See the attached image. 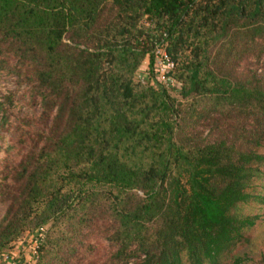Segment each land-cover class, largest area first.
Returning <instances> with one entry per match:
<instances>
[{
  "label": "trees",
  "instance_id": "trees-1",
  "mask_svg": "<svg viewBox=\"0 0 264 264\" xmlns=\"http://www.w3.org/2000/svg\"><path fill=\"white\" fill-rule=\"evenodd\" d=\"M4 75L40 112L0 162V258L264 264V0H0Z\"/></svg>",
  "mask_w": 264,
  "mask_h": 264
},
{
  "label": "rangeland",
  "instance_id": "rangeland-1",
  "mask_svg": "<svg viewBox=\"0 0 264 264\" xmlns=\"http://www.w3.org/2000/svg\"><path fill=\"white\" fill-rule=\"evenodd\" d=\"M137 74H144V70L138 71ZM174 88L175 90L170 89V91L176 94L179 87ZM9 96L12 98L7 100L6 97ZM0 101L6 103V112L4 114L0 112V162H3L4 160L11 161L18 152L19 145L13 144L16 137L14 130L18 120L24 115L36 116L40 112V107L31 103L30 98H28L27 86L19 84L13 76L4 75L0 77ZM255 245V254H258L259 251L264 252V226L256 232ZM23 248L21 246L12 247L13 264L17 263L19 257H24L31 262L34 260L33 251L30 250L31 245L25 243ZM0 264H12V262L0 258Z\"/></svg>",
  "mask_w": 264,
  "mask_h": 264
},
{
  "label": "built area",
  "instance_id": "built-area-1",
  "mask_svg": "<svg viewBox=\"0 0 264 264\" xmlns=\"http://www.w3.org/2000/svg\"><path fill=\"white\" fill-rule=\"evenodd\" d=\"M157 61L155 64L156 79L164 84L170 82L167 73L174 67V62L171 60L169 55L161 48H156ZM136 78L140 81L145 80V75L137 74Z\"/></svg>",
  "mask_w": 264,
  "mask_h": 264
}]
</instances>
